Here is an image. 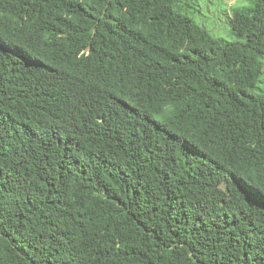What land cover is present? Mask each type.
Returning a JSON list of instances; mask_svg holds the SVG:
<instances>
[{"label":"trees","instance_id":"trees-1","mask_svg":"<svg viewBox=\"0 0 264 264\" xmlns=\"http://www.w3.org/2000/svg\"><path fill=\"white\" fill-rule=\"evenodd\" d=\"M229 22L0 0V264H264V0Z\"/></svg>","mask_w":264,"mask_h":264},{"label":"rangeland","instance_id":"rangeland-1","mask_svg":"<svg viewBox=\"0 0 264 264\" xmlns=\"http://www.w3.org/2000/svg\"><path fill=\"white\" fill-rule=\"evenodd\" d=\"M250 0H179L184 13L204 26L214 37L234 40L229 17L235 7L246 6ZM252 92L264 94V70Z\"/></svg>","mask_w":264,"mask_h":264}]
</instances>
